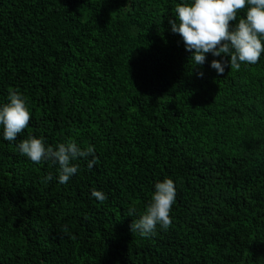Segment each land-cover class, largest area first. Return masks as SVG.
Instances as JSON below:
<instances>
[{"label":"trees","instance_id":"obj_1","mask_svg":"<svg viewBox=\"0 0 264 264\" xmlns=\"http://www.w3.org/2000/svg\"><path fill=\"white\" fill-rule=\"evenodd\" d=\"M185 2L0 0V106L19 90L31 115L14 142L0 126V264H264V53L193 67L169 23ZM29 136L98 162L60 184L19 153ZM166 178L171 226L132 234Z\"/></svg>","mask_w":264,"mask_h":264},{"label":"clouds","instance_id":"obj_2","mask_svg":"<svg viewBox=\"0 0 264 264\" xmlns=\"http://www.w3.org/2000/svg\"><path fill=\"white\" fill-rule=\"evenodd\" d=\"M246 9L244 16L240 12ZM174 19L169 18L171 31L178 34L185 49L192 53L190 61L193 67L203 65L207 54L221 59H213L211 67L218 75L225 68L240 70L242 64L254 65L264 53V0H191L179 3L174 9ZM200 77L203 72L198 73ZM8 102L0 106V126L3 139L14 142L29 126L30 110L26 99L19 90L9 89ZM19 153L31 162L39 164L50 161L58 164V181L65 184L78 172L73 161L87 159L91 169L98 162L94 146L81 148L74 139L59 143L55 148L46 146L43 138L29 136L18 145ZM48 175L45 182L51 181ZM91 196L103 203L107 196L93 189ZM176 199L173 180L164 179L155 184L144 213L132 221L129 229L132 234L148 238L156 234L157 226L167 230L171 224L170 211ZM136 214L135 207L129 209V216ZM64 232L68 229L65 227Z\"/></svg>","mask_w":264,"mask_h":264}]
</instances>
